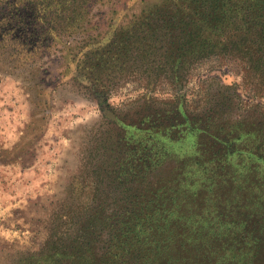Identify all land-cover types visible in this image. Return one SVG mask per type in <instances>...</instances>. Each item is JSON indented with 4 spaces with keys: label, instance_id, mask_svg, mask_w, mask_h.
I'll list each match as a JSON object with an SVG mask.
<instances>
[{
    "label": "trees",
    "instance_id": "trees-1",
    "mask_svg": "<svg viewBox=\"0 0 264 264\" xmlns=\"http://www.w3.org/2000/svg\"><path fill=\"white\" fill-rule=\"evenodd\" d=\"M52 56L107 134L90 141L43 245L11 264H264V108L231 115L221 86L192 116L182 93L211 60L264 91V0H0V71H28L39 98ZM129 80L174 97L148 93L118 115L108 97Z\"/></svg>",
    "mask_w": 264,
    "mask_h": 264
},
{
    "label": "rangeland",
    "instance_id": "rangeland-1",
    "mask_svg": "<svg viewBox=\"0 0 264 264\" xmlns=\"http://www.w3.org/2000/svg\"><path fill=\"white\" fill-rule=\"evenodd\" d=\"M103 12L98 8L92 20L103 18ZM42 62L50 73L46 84L54 90H45L39 98L31 90L34 82L28 71H0V264L39 250L52 210L65 200L72 177L88 159L90 141L107 134L95 100L66 80L53 56ZM234 64L211 60L195 67L182 90L192 116L204 111L206 98L223 94L221 86L231 87L224 91L234 100L231 115L258 116L264 91L255 95L244 88ZM148 93L159 100L175 94L167 85L152 92L129 80L110 93L108 103L118 115L130 113L132 103Z\"/></svg>",
    "mask_w": 264,
    "mask_h": 264
}]
</instances>
